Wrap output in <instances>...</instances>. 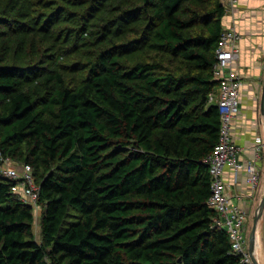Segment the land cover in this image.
<instances>
[{"label": "trees", "instance_id": "obj_1", "mask_svg": "<svg viewBox=\"0 0 264 264\" xmlns=\"http://www.w3.org/2000/svg\"><path fill=\"white\" fill-rule=\"evenodd\" d=\"M225 11L0 0V156L31 167L41 207L38 242L32 207L0 176V264H240L205 163ZM7 32L38 60H11Z\"/></svg>", "mask_w": 264, "mask_h": 264}, {"label": "built area", "instance_id": "obj_2", "mask_svg": "<svg viewBox=\"0 0 264 264\" xmlns=\"http://www.w3.org/2000/svg\"><path fill=\"white\" fill-rule=\"evenodd\" d=\"M236 0H227L232 7ZM240 34L234 27L222 31L217 48L213 75L217 80L218 95L212 91L209 102L215 103L220 115L218 142L205 160L210 174V196L208 206L215 211L214 224L223 228L229 238L230 252L239 258L240 264H253L248 252L247 213L244 208L233 201L225 174L232 173L236 177L245 171L250 188L256 189L259 171L255 162H242L239 152L242 149L232 143V121L239 113L240 77L232 66L237 52V41ZM0 176L13 180L12 192L31 207L37 206L39 186L34 182L29 165L16 167L9 157L0 156ZM39 207V205H38ZM37 208V207H35Z\"/></svg>", "mask_w": 264, "mask_h": 264}, {"label": "crops", "instance_id": "obj_3", "mask_svg": "<svg viewBox=\"0 0 264 264\" xmlns=\"http://www.w3.org/2000/svg\"><path fill=\"white\" fill-rule=\"evenodd\" d=\"M225 4L222 30L234 27L240 34L232 66L240 77L239 113L232 121V143L242 149V162H255L259 180L252 191L245 171L234 177L226 173L233 201L245 209L248 221L254 216L264 193V0H236L234 6ZM215 97L218 87L213 90ZM252 226V223H251ZM254 254L264 264V205L258 211L254 236Z\"/></svg>", "mask_w": 264, "mask_h": 264}, {"label": "rangeland", "instance_id": "obj_4", "mask_svg": "<svg viewBox=\"0 0 264 264\" xmlns=\"http://www.w3.org/2000/svg\"><path fill=\"white\" fill-rule=\"evenodd\" d=\"M6 28V27H3ZM4 42H7L10 44L11 48H12V58L11 60H16L17 62H21V63H26L29 60H33V61H37L38 58L37 57H33L32 53H30V49L29 47H27V49L22 50L20 49V38L17 36H13V34L11 32H7L6 35H4L3 37ZM30 42V41H29ZM11 160V159H10ZM12 162V160H11ZM18 164H20L18 162ZM14 165V163H13ZM17 167V166H16ZM40 172V171H39ZM38 202H37V206L34 205L35 207H32V213L34 216V221H33V232L35 234V237L37 239V241H40V233H41V229H40V220H41V207H38ZM251 223H252V218L248 221V227H251Z\"/></svg>", "mask_w": 264, "mask_h": 264}, {"label": "water", "instance_id": "obj_5", "mask_svg": "<svg viewBox=\"0 0 264 264\" xmlns=\"http://www.w3.org/2000/svg\"><path fill=\"white\" fill-rule=\"evenodd\" d=\"M263 205H264V193H263V196H262V199L260 201L258 208L254 212L252 226L248 233V252L252 259L253 264H259L254 254V236H255V230H256L257 219H258V211Z\"/></svg>", "mask_w": 264, "mask_h": 264}]
</instances>
